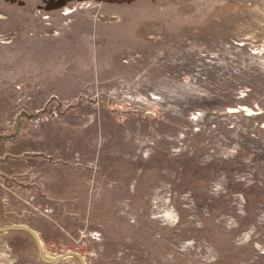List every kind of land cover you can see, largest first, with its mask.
<instances>
[{
    "label": "rangeland",
    "instance_id": "rangeland-1",
    "mask_svg": "<svg viewBox=\"0 0 264 264\" xmlns=\"http://www.w3.org/2000/svg\"><path fill=\"white\" fill-rule=\"evenodd\" d=\"M11 226L0 264H264V0H0Z\"/></svg>",
    "mask_w": 264,
    "mask_h": 264
},
{
    "label": "bare ground",
    "instance_id": "bare-ground-1",
    "mask_svg": "<svg viewBox=\"0 0 264 264\" xmlns=\"http://www.w3.org/2000/svg\"><path fill=\"white\" fill-rule=\"evenodd\" d=\"M161 207H163V208H161ZM157 208H158V211H159V218H164V221L166 220H169V223H168V225L170 224V223H172V226L174 225V223L176 222V224H177V222H178V217H177V215L174 213L175 211H171L170 210V205L169 206H167V203L164 201L163 203H162V201H160L158 204H157ZM177 220V221H176ZM175 224V225H176Z\"/></svg>",
    "mask_w": 264,
    "mask_h": 264
},
{
    "label": "water",
    "instance_id": "water-1",
    "mask_svg": "<svg viewBox=\"0 0 264 264\" xmlns=\"http://www.w3.org/2000/svg\"><path fill=\"white\" fill-rule=\"evenodd\" d=\"M19 229H25L24 227H17V226H11L6 228H0V231H10V230H19Z\"/></svg>",
    "mask_w": 264,
    "mask_h": 264
}]
</instances>
